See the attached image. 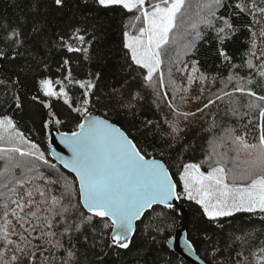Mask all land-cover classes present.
<instances>
[{"label": "snow or ice", "instance_id": "6c2138e0", "mask_svg": "<svg viewBox=\"0 0 264 264\" xmlns=\"http://www.w3.org/2000/svg\"><path fill=\"white\" fill-rule=\"evenodd\" d=\"M94 2L105 9L119 6L128 12L138 13L134 17L141 22L137 33L133 35L125 31L123 34V48L127 49L125 56L130 58V68L136 65L144 70L141 72V86L150 89L157 100H165L173 116L171 120L165 117L167 132L160 129L159 124L154 129L150 128L153 122L146 121L144 127L152 135H159L162 143L167 139L166 146L173 147L174 142L181 139L180 134L184 130L181 124L186 127L191 122L190 118H195L197 113L204 114L206 109L225 98L228 105L226 115L242 122L241 134H237L236 128L225 129L222 137L210 142L212 151L204 161L208 170L203 171L198 163H184L177 180L161 160L147 158V153L120 127L93 115L90 106L94 104L92 90L96 85L92 80H74L70 67L63 79H41L39 87L43 96L62 100L66 106V116L61 119L51 110L50 103L40 101L44 108L49 109V119L43 128L49 129V125H54L59 143L68 152V155H59L55 148H51L54 139L49 135L51 155L58 156V162L74 174V178L64 176L53 180L45 176L40 166L41 162L50 164L46 157L47 149H42L19 131L10 116H0V145H4L0 147V157L5 161L0 171V264H55L56 253L61 250L66 253L61 264H75L74 237H82L87 243L86 227L93 235L98 234L100 240L107 236V247L128 249L136 231L135 224L147 210L154 205L172 209L173 202L182 199L195 202L202 209L203 216L213 222L240 212L264 214V0H238L228 5L232 15L251 17V23L245 25L251 35L249 58L245 61L250 71L247 76L230 71L221 79L222 86L216 93L195 111L185 108L192 103H202L205 91H211L205 86L209 78L199 72L197 61L191 64L186 87L177 84L172 68H169L167 86L171 88L172 95L169 98L167 92L161 93L165 87L162 57L167 52L170 34L177 27L178 18L185 14L187 0ZM55 4L61 5L62 0H55ZM225 4L226 0H203L197 4V18L190 24L191 38L183 46L184 54H187V49L194 48L196 41L202 40L208 31L215 32L220 44L236 33L231 15H218ZM79 33L80 29H75L67 40L60 37L68 52H88V48L74 47L68 42L76 40L84 45L85 38ZM12 34L19 35L15 30ZM257 39L260 40V48H257ZM87 43L90 45L91 41ZM4 55L0 51V58ZM180 55L177 52V58ZM219 55L230 62L231 58L222 48ZM254 59L259 63H254ZM67 65L69 61L66 59L62 67ZM236 67L232 64V68ZM188 68L187 63H182V67L176 70L188 72ZM197 73L198 76L195 75ZM96 79H99V73ZM196 80L200 81L199 94L192 96L190 88ZM215 82L216 78H212L210 83ZM54 85H59V90ZM77 85L81 91L74 97L68 89ZM230 87L231 91H228ZM239 96L247 98L243 110ZM177 98L179 104L176 103ZM33 99L40 98L34 96ZM96 99L98 101L99 97ZM140 99L142 97L136 93L125 107L134 109L132 101ZM16 100L19 108L18 96ZM69 120L74 123V128L59 131ZM225 142L230 145L228 150L217 151L225 146ZM50 166L55 168V164ZM77 182L78 188L75 187ZM56 184L62 189L59 195L53 194L52 186ZM74 193H78L76 203H73ZM97 225H101L99 232ZM105 229L109 230L107 234L103 231ZM65 238L70 245L68 248H65ZM237 239L244 241V237ZM188 248L195 250L190 242ZM237 264L244 262L238 260ZM259 264H264V247L261 248Z\"/></svg>", "mask_w": 264, "mask_h": 264}, {"label": "trees", "instance_id": "16d2710c", "mask_svg": "<svg viewBox=\"0 0 264 264\" xmlns=\"http://www.w3.org/2000/svg\"><path fill=\"white\" fill-rule=\"evenodd\" d=\"M201 2L203 0H187L185 14L178 18L177 27L170 34L167 52L162 57L165 87L161 89V93L167 92L169 98L172 95L171 88L167 86L169 68H172L173 78L181 87L187 86L186 77L193 61L198 62L199 72L209 78L205 86L210 87L211 91H205L202 103H192L185 108L191 111L202 107L207 98L216 93L222 86L221 79L227 77L230 71L240 76H247L250 71L245 61L249 58L247 53L251 47V35L245 25L251 23V17L232 15L228 7L238 0H226L225 7L218 11V15H231L236 33L220 44L215 38V32L208 31L202 40L196 41L194 48L187 49V54H184L183 46L191 38L190 24L197 18V4ZM135 15L138 13L128 12L119 6L105 9L94 0H88L87 3L84 0H62L61 5H56L55 0H0V51L5 54L0 58V116H10L19 131L42 149H47L46 157L50 164L43 165L41 162L40 166V171L45 176L53 180L64 176L74 178L50 153L48 136L55 126L43 128L44 122L49 119V109L44 108L40 101L50 103L51 110L61 119L66 116V106H63L62 100L44 97L39 87L41 79H63L69 67L74 80H92L96 85L92 90L94 104L90 106V111L103 115L122 127L148 157L162 159L174 179L178 180V172L182 170L184 163L201 164L202 170L207 171L208 164L204 161L212 151L210 142L222 137L225 129L236 128L237 134H241L242 122L226 115L227 98L218 101V106H210L204 114L197 113L195 118H190L191 122L186 127L181 124L184 128L180 134L181 139L174 142L171 148L166 146L167 139L162 143L159 135H152L144 127L146 121H152L150 128L154 129L159 124L160 129L167 132L169 128L164 122L165 117L171 120L173 116L165 100H157L150 89L141 86V72L144 70L136 65L129 67L131 61L125 56L127 49L123 48V34L125 31L133 35L137 33L141 22L134 19ZM75 29H80L79 34L84 36L85 44L80 45L76 40L68 42L74 47L88 48L87 53L68 52L63 46L60 37L67 40ZM13 30L19 35L13 36ZM88 41H91L90 45ZM260 47V40L257 39V48ZM221 48L231 58L230 62L219 55ZM177 52L181 53L178 58ZM66 59L69 65L62 67ZM253 62L259 63L255 59ZM182 63L189 65L188 72L176 70L177 67H182ZM232 64L237 67L232 68ZM97 73L99 79H96ZM195 75L198 76L199 73ZM212 78H216L215 84L210 83ZM54 86L59 90V85ZM199 87L200 81L196 80L190 88V95H198ZM68 90L74 97L81 91L78 85L69 86ZM227 90L231 91V87ZM255 90L261 91L259 88ZM136 93L142 99L132 101L135 108L125 107ZM17 96L19 108L16 107ZM34 96L40 99L34 100ZM239 99L243 110L247 98L239 96ZM176 103H180L178 98ZM73 128L74 123L69 120L59 130L70 131ZM2 146L4 145H0ZM229 147L225 142V146L217 151H227ZM4 163L0 157V171L3 170ZM51 164H55V168ZM52 187L53 194L59 195L62 191L59 184ZM75 187L78 188V182ZM77 200L78 193H74L73 203ZM180 204L187 207L188 221L179 207L168 209L155 205L138 222L128 249L107 247V236L100 240L98 234L93 235L86 227L84 233L88 236L87 243L83 242L82 237H74L75 264H192L168 245V240L187 222L188 239L207 264H237L238 260L244 264H259L261 248L264 247V214L240 212L213 222L203 216L202 209L195 202L182 199ZM100 227L101 225H97L98 232ZM59 231L58 228L57 232ZM103 231L105 234L109 232L106 229ZM237 237H244V241ZM68 247L70 245L65 238V248ZM238 253L242 255H237ZM65 255L63 250L56 253L55 264H61Z\"/></svg>", "mask_w": 264, "mask_h": 264}, {"label": "water", "instance_id": "95a60500", "mask_svg": "<svg viewBox=\"0 0 264 264\" xmlns=\"http://www.w3.org/2000/svg\"><path fill=\"white\" fill-rule=\"evenodd\" d=\"M93 115L102 118V119H108L107 117L100 115L96 112H92ZM110 122L114 123L116 126L120 127L118 124H116L115 122H113L112 120L108 119ZM122 129V127H120ZM123 131H125L124 129H122ZM62 131V130H59ZM126 132V131H125ZM126 134H128L126 132ZM49 135L54 139V143L51 144V148H55L57 150V153L59 155H68L67 149H65L63 147V145H61L59 143V136L57 135V132L55 131V129H51V131L49 132ZM129 135V134H128ZM130 137V136H129ZM131 138V137H130ZM132 139V138H131ZM134 141V140H133ZM135 142V141H134ZM51 148L50 149V153H51ZM53 157V156H52ZM147 158H153V157H148ZM158 160H161L163 163H165L162 159L154 157ZM53 159L58 162V156L57 157H53ZM60 164V163H59ZM61 165V164H60ZM166 165V163H165ZM62 166V165H61ZM167 166V165H166ZM63 167V166H62ZM168 167V166H167ZM169 168V167H168ZM67 170V169H66ZM69 171V170H67ZM170 171V169H169ZM70 172V171H69ZM171 172V171H170ZM74 175V174H73ZM180 201H174V207H179L181 209V212H183L186 215L187 221H188V213H187V207L181 206ZM155 206V205H154ZM153 206V207H154ZM164 206V205H162ZM150 210V209H149ZM148 211V210H147ZM146 211V212H147ZM145 212V213H146ZM144 213V215H145ZM144 215L141 217V219L144 217ZM140 219V220H141ZM138 220L135 224V228L137 229V224L140 221ZM188 225V222L184 225L181 226L176 233L168 240V245L170 246V248L175 251L176 253H178L180 256H182L184 259L188 260L189 262H191L192 264H207V262L198 254V252L196 251L195 247H194V251L190 250L188 248V243L190 242L187 236V231H186V227ZM136 232V231H135ZM135 234V233H134ZM134 236V235H133ZM132 236V239H133ZM131 239V241H132ZM131 243V242H130ZM191 243V242H190Z\"/></svg>", "mask_w": 264, "mask_h": 264}]
</instances>
